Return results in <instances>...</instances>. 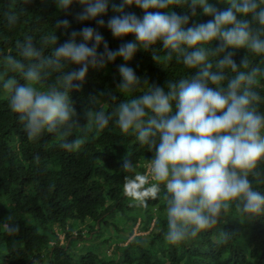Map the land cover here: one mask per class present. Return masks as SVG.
I'll return each instance as SVG.
<instances>
[{
    "label": "clouds",
    "instance_id": "obj_1",
    "mask_svg": "<svg viewBox=\"0 0 264 264\" xmlns=\"http://www.w3.org/2000/svg\"><path fill=\"white\" fill-rule=\"evenodd\" d=\"M52 2L65 15L72 14L74 3L79 5L74 19L94 20L96 27L68 31L70 21L57 20L56 28L67 36L63 43L58 44L56 33L39 44L28 35L16 41L18 56H4L0 90L27 138L57 135L59 148L76 152L89 134L102 133L110 122L121 135L134 136L149 155L142 173L136 172L133 153L119 157L121 171L132 173L123 176V197L130 207L142 209L149 201L163 200V238L169 246L197 239L233 211L241 224L264 217V191L254 187L264 185V89L258 84L264 78V0ZM133 6L141 15L129 10ZM109 11L107 21L97 19ZM4 17L9 29L19 21L12 10ZM102 27L113 39H132L109 50ZM101 43L103 52L98 51ZM157 45L164 61L182 64L190 74L163 86L153 83L127 100L117 101L108 92L109 103L116 102L111 112L77 111L70 93L82 91L90 67L104 68L117 57L129 61L138 50L155 53ZM117 67L119 94L134 93L147 82L126 63ZM77 128L80 137L69 139ZM6 231L16 233L19 225ZM230 238L231 232L222 230L217 243L227 244Z\"/></svg>",
    "mask_w": 264,
    "mask_h": 264
},
{
    "label": "trees",
    "instance_id": "obj_2",
    "mask_svg": "<svg viewBox=\"0 0 264 264\" xmlns=\"http://www.w3.org/2000/svg\"><path fill=\"white\" fill-rule=\"evenodd\" d=\"M9 10L19 16L12 29L4 17V12ZM79 10V5L74 3L70 8L72 14L65 15L57 12L52 0H0V66L4 56H18L16 41L28 35L39 44L45 36L56 33L58 44L63 43L67 36L62 34L63 28H56L57 20H69L68 31L85 25L96 27L94 20L77 22L74 15ZM129 10L141 15L134 6ZM110 15L111 11L97 19L107 21ZM99 31L109 50H116L132 39L131 36L113 39L106 27ZM80 42L77 38V43ZM156 48L155 53L138 50L126 62L117 57L104 68L90 67L82 91L70 93L77 111L93 107L111 112L116 102L109 103L108 92L117 101L127 100L140 95L153 83L163 86L168 79L190 74L191 70L182 64L164 61L163 52L158 51L160 46ZM98 51H104L103 43ZM243 52L237 50L234 57L237 62ZM154 55L159 59H153ZM125 63L142 81L147 80L131 94H119L116 89L121 80L117 66ZM51 82L53 79L47 83ZM258 84L264 89V78H259ZM101 92L105 95L101 96ZM93 97L94 103L90 102ZM80 122L86 121L81 117ZM74 132L75 136L69 139L80 137L79 128ZM85 141L78 151L68 152L58 147L57 135L45 133L41 139L29 140L0 90V264H33V261L36 264H264V217L241 224L235 211L225 218L226 222L195 240L179 246L165 244L163 200L149 201L147 209H135L122 193L123 176L132 173L121 171L119 157L133 153L136 172L142 173L146 170L145 157L149 155L146 148L134 136L121 135L111 122L102 133L89 134ZM254 187L264 191V185L254 184ZM135 210L143 213V222L133 216L127 236L108 247L106 254L83 251L90 244L107 243V237L91 239L100 235L102 227L113 224L114 216L129 211L136 215ZM10 225H19V231L9 234L6 227ZM222 230L231 232L227 244L217 243Z\"/></svg>",
    "mask_w": 264,
    "mask_h": 264
},
{
    "label": "rangeland",
    "instance_id": "obj_3",
    "mask_svg": "<svg viewBox=\"0 0 264 264\" xmlns=\"http://www.w3.org/2000/svg\"><path fill=\"white\" fill-rule=\"evenodd\" d=\"M136 209V208H135ZM136 215H134L131 211L125 212L122 215H116L112 218V223L108 225L107 228H103L100 231V235H98L97 238L93 237L91 241H96V239H100V237H107L108 242L107 243H98V244H90L89 246H85L83 248L85 250H92L93 252H96L98 254H106V250L108 247H112L113 245L117 244L121 238H124L127 236L129 229L132 227V218L133 216L137 219L143 222V213L139 212L137 210ZM116 227V229H115ZM139 233V232H136ZM61 237V235H60ZM84 244V243H83ZM86 245V244H84Z\"/></svg>",
    "mask_w": 264,
    "mask_h": 264
}]
</instances>
